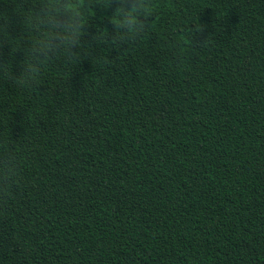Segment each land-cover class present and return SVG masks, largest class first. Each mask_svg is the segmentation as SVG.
<instances>
[{
  "label": "trees",
  "instance_id": "obj_1",
  "mask_svg": "<svg viewBox=\"0 0 264 264\" xmlns=\"http://www.w3.org/2000/svg\"><path fill=\"white\" fill-rule=\"evenodd\" d=\"M0 264H264V0H0Z\"/></svg>",
  "mask_w": 264,
  "mask_h": 264
},
{
  "label": "clouds",
  "instance_id": "obj_2",
  "mask_svg": "<svg viewBox=\"0 0 264 264\" xmlns=\"http://www.w3.org/2000/svg\"><path fill=\"white\" fill-rule=\"evenodd\" d=\"M135 10H136L135 7H133V8L130 10L129 15H131V12H134ZM132 21H133V22L135 21V17H132Z\"/></svg>",
  "mask_w": 264,
  "mask_h": 264
}]
</instances>
